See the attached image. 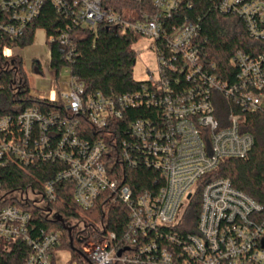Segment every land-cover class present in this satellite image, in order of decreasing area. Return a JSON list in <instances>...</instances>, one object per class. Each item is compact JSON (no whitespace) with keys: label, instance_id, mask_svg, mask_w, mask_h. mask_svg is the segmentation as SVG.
<instances>
[{"label":"built area","instance_id":"obj_1","mask_svg":"<svg viewBox=\"0 0 264 264\" xmlns=\"http://www.w3.org/2000/svg\"><path fill=\"white\" fill-rule=\"evenodd\" d=\"M151 1L152 10L126 17L106 0H51L71 19L50 38L61 46L63 58L74 56L75 38L82 36L72 33L75 28L97 34L101 25H114L154 40L160 80L149 72L150 80L135 92L86 95L84 83L67 66L70 81L60 88L62 70H55L57 98H44L56 101L58 108L44 112L31 107L17 116L0 115V172L13 161L62 165L44 193L7 194L0 177V244L23 240L31 248L24 264H58L56 253L68 249L61 248V231L36 230L31 211L6 200L45 203L48 214L55 184L65 181L74 184L82 208H92L106 195L110 202L123 201L131 217L120 234L79 232L77 250L68 237L69 264H264V205L229 178L212 176L226 160L248 158L255 146V136L246 128L247 115L264 114V0H220L213 7L240 19L250 37L262 43L253 53L233 54L230 80L222 78L207 56L203 17H182L183 5L192 8L193 1ZM45 2L0 0V31L10 39L23 36ZM49 55L52 60L51 50ZM143 105L156 111L131 122L128 136L119 137L117 120ZM84 118L99 132L95 140L82 137ZM142 164L162 172L159 190L136 192L124 183V167ZM200 188L197 229L185 234L183 217Z\"/></svg>","mask_w":264,"mask_h":264},{"label":"trees","instance_id":"obj_2","mask_svg":"<svg viewBox=\"0 0 264 264\" xmlns=\"http://www.w3.org/2000/svg\"><path fill=\"white\" fill-rule=\"evenodd\" d=\"M194 6L182 7V17L197 18L202 16L204 34L207 38V56L217 66V71L225 80L233 77L235 70L230 64L233 54L242 50L253 53V49L262 44L250 37L244 23L240 19L232 20L231 16L220 14L213 7L220 0H192ZM106 5L114 10L131 16V13L152 10L151 0H106ZM2 12L0 9V18ZM70 18L60 12L51 0H46L40 15L34 18L26 27L23 36L10 39L0 31V115L17 116L27 108L35 107L44 112L58 108L56 101L32 95L29 80L23 68V60L17 56L15 65L10 66V60L5 55L6 48L24 47L34 40L38 28L45 29L48 45L52 51L51 67L57 73L70 66L73 74L84 83L85 94L97 92L132 93L141 89L144 81L133 77V66L136 52L133 45L142 37L131 31H124L114 25H101L97 34L75 28L72 33L82 34L76 37V49L71 60L63 58V50L59 43L50 41L57 37L67 25ZM41 66L38 67L40 70ZM183 79L184 84H188ZM156 108L146 105L126 111L124 117L117 120L116 133L123 138L128 136L131 122L147 118L154 114ZM250 126L246 128L256 139L255 146L246 159H228L215 171L216 177L229 178L233 185L244 191L256 201L264 205V114L247 115ZM85 133L83 138L95 140L99 132L87 121L82 120ZM62 168L61 163L52 161L37 162L26 165L20 162H10L1 169L3 190L10 194L15 191H40L44 193L45 184L56 178ZM123 181L133 187L136 192L145 190L157 191L163 185L162 172L146 165L124 167ZM208 176H211L210 174ZM75 186L71 182H57L54 186V200L47 201L50 213H44L45 208L39 205H26L13 198H8L6 204H17L32 213V223L36 230L61 231L63 233L61 248L71 250L68 237L72 238L73 247L79 249L82 240L78 233L94 234L98 231H115L122 233L130 222V211L123 201L110 202L102 195L90 209L82 208L75 200ZM202 203L201 188L195 192L185 211L183 220L187 228L181 229L185 234L195 233L200 216ZM56 213L58 218H51ZM72 232L70 234V227ZM82 226V227H81ZM31 248L23 241L16 240L9 244H0V264H24Z\"/></svg>","mask_w":264,"mask_h":264},{"label":"rangeland","instance_id":"obj_3","mask_svg":"<svg viewBox=\"0 0 264 264\" xmlns=\"http://www.w3.org/2000/svg\"><path fill=\"white\" fill-rule=\"evenodd\" d=\"M48 37L45 29L38 28L35 32L34 40L31 44L24 47H15L5 49L6 55L10 56V66H14L17 56L23 60V68L29 80L30 89L34 96L40 98H57V92L52 79L55 69L51 67L50 46L48 45ZM136 52V61L133 66V77L137 81H149L150 73H154V78L160 80L159 62L157 52L154 48V40L142 36L133 45ZM41 66L38 70V67ZM60 76L57 78V85L62 88L71 79V75L63 67ZM150 72V73H149ZM49 89L51 91L49 92ZM45 206V203L41 204ZM51 218H58L56 213L50 214ZM75 223L72 222V225ZM82 227V226H81ZM6 243V241L4 242ZM3 243V244H4ZM7 244V243H6ZM71 253L69 250L56 253V261L58 264H69Z\"/></svg>","mask_w":264,"mask_h":264},{"label":"water","instance_id":"obj_4","mask_svg":"<svg viewBox=\"0 0 264 264\" xmlns=\"http://www.w3.org/2000/svg\"><path fill=\"white\" fill-rule=\"evenodd\" d=\"M71 246H72V239H71Z\"/></svg>","mask_w":264,"mask_h":264}]
</instances>
